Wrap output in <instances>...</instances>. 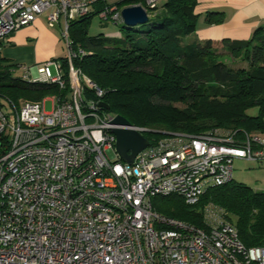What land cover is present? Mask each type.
<instances>
[{"label":"built area","instance_id":"obj_1","mask_svg":"<svg viewBox=\"0 0 264 264\" xmlns=\"http://www.w3.org/2000/svg\"><path fill=\"white\" fill-rule=\"evenodd\" d=\"M100 1L0 0V54L12 34L47 14L49 27L61 28L68 71L55 59L25 68L22 81L69 90L21 110L0 106V264H264V246L247 247L218 206L204 208L198 227L153 204L175 195L194 207L210 187L233 181L236 161L264 166V136L239 143L219 130L167 133L124 163L116 116L100 106L104 92L73 63L85 52L73 49L71 24ZM158 1L147 0L150 18ZM99 15L123 24L119 9ZM87 90L98 100L88 101Z\"/></svg>","mask_w":264,"mask_h":264},{"label":"trees","instance_id":"obj_2","mask_svg":"<svg viewBox=\"0 0 264 264\" xmlns=\"http://www.w3.org/2000/svg\"><path fill=\"white\" fill-rule=\"evenodd\" d=\"M199 0H159L146 25L129 28L119 24L120 38L91 36L89 15L71 24L73 49L85 55L74 66L104 92L102 103L115 116L149 132L144 137L153 145L165 134L199 135L212 130L236 133V142L246 134L264 136V35L259 29L247 41L209 40L189 42L196 33ZM105 9H121L147 0H124L115 5L101 0ZM218 15V14H217ZM209 24L222 20L210 13ZM83 24L82 26H77ZM222 46L223 53L218 49ZM228 56L231 62L223 57ZM66 56L61 61L68 71ZM0 54L1 97L15 104L18 93L26 101L39 103L47 95L68 97L69 90L45 83L24 82L12 77L15 66L4 64ZM235 63L246 66L234 67ZM87 100H98L87 90ZM0 106L3 105L0 103ZM258 107L259 116L248 115ZM240 143V142H239ZM3 151L0 150V154ZM154 208L168 218L204 227L202 212L214 204L227 213L247 247L264 246V191L233 181L210 187L194 207L178 196L158 197Z\"/></svg>","mask_w":264,"mask_h":264},{"label":"crops","instance_id":"obj_3","mask_svg":"<svg viewBox=\"0 0 264 264\" xmlns=\"http://www.w3.org/2000/svg\"><path fill=\"white\" fill-rule=\"evenodd\" d=\"M122 1L107 0V4L118 7ZM103 8L101 3L96 4L92 14L98 15ZM210 13H215V18H220L222 22L209 24L207 18ZM196 14L199 16L198 27L196 33L186 39L189 42L247 41L259 29H262L260 34L264 35V0H199ZM121 36L116 32L106 37ZM60 40L61 29L50 28L47 14H44L32 25L11 35L8 46L1 52V58L5 60L4 64L15 67L42 65L51 59L65 57L58 51Z\"/></svg>","mask_w":264,"mask_h":264},{"label":"rangeland","instance_id":"obj_4","mask_svg":"<svg viewBox=\"0 0 264 264\" xmlns=\"http://www.w3.org/2000/svg\"><path fill=\"white\" fill-rule=\"evenodd\" d=\"M117 9V8H116ZM49 26V25H48ZM77 26H82L83 24H78ZM55 28H60V26H57ZM54 29V28H53ZM87 30L89 35L91 36H97L100 34H104L105 36H108L111 33H116L119 32L122 34V29L120 25L115 24L113 21H104L100 15L93 16L92 19L90 20ZM218 49L220 50L221 53L222 51V46L218 45ZM59 53H61L63 56H66V45L64 40L61 38L59 42V47H58ZM222 59H226L225 61L231 62V57L225 56ZM55 59H51L50 61H54ZM48 61V62H50ZM234 67H240V66H246V64L242 63H235L233 65ZM25 66L21 67H13L12 68V77L16 79L22 80V75L24 72ZM52 71L53 73L56 72V69L54 66H52ZM52 95H47L44 99L50 98ZM43 99V100H44ZM0 103L3 105L4 108L10 110V104H9V99L1 97ZM19 110L22 109V107L26 103H33V102H28L25 99L24 94L18 93L16 101L14 102ZM45 110L47 112H50L52 110V103L51 101L46 102L45 104ZM248 115L257 117L259 116V109L258 107H253L248 110ZM234 181L239 182V183H244L252 187L256 191H264V166H260L254 163H247V162H236L235 163V170H234Z\"/></svg>","mask_w":264,"mask_h":264},{"label":"water","instance_id":"obj_5","mask_svg":"<svg viewBox=\"0 0 264 264\" xmlns=\"http://www.w3.org/2000/svg\"><path fill=\"white\" fill-rule=\"evenodd\" d=\"M121 16L123 24L129 28L146 25L151 19L146 8L140 4L124 7ZM100 106L110 110L106 103H101ZM112 124L116 126L112 132L117 138V153L124 163L131 165L137 155L150 146V142L137 131L128 129L132 124L122 116H116Z\"/></svg>","mask_w":264,"mask_h":264}]
</instances>
